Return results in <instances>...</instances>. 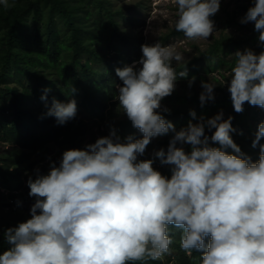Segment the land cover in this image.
<instances>
[{"label":"clouds","instance_id":"clouds-1","mask_svg":"<svg viewBox=\"0 0 264 264\" xmlns=\"http://www.w3.org/2000/svg\"><path fill=\"white\" fill-rule=\"evenodd\" d=\"M172 3L177 32L189 40L213 36L212 17L221 0ZM0 6L7 10L10 0H0ZM239 22L254 23L264 49V0H254ZM142 53L138 62L116 69L123 82L118 110L142 138L129 135L122 141L113 128L84 149L64 151L48 174L37 169L27 181L29 196L35 197L31 218L6 229L9 247L0 254V264L163 261L171 255L170 226L181 230L180 247L188 256L202 253L200 264H264V121L252 141L260 150L255 162L232 139L233 117L224 119L223 110L207 119L190 110L198 122L190 120L177 131L165 119L163 113L170 109L161 102L175 91L179 77H187L186 70L177 73L173 66L184 56L159 42L142 45ZM234 56L226 81L234 111L242 112L245 102L264 109V50L245 49ZM195 80H189V87ZM216 86L201 82V107L215 99ZM49 91L44 90L42 100ZM76 113L74 98L66 103L53 99L45 115L64 125ZM206 129L215 131L209 137ZM170 132L167 151L161 148L152 159H138L153 138ZM156 159L171 166L170 177L154 168Z\"/></svg>","mask_w":264,"mask_h":264},{"label":"trees","instance_id":"trees-1","mask_svg":"<svg viewBox=\"0 0 264 264\" xmlns=\"http://www.w3.org/2000/svg\"><path fill=\"white\" fill-rule=\"evenodd\" d=\"M10 5L7 10L0 6V254L9 247L4 237L6 229L31 217L35 197L29 196L27 181L29 177L35 178L37 169L42 175L48 173V168L41 165L44 153L51 146L66 151L84 149L95 143L98 134L94 126L106 119L108 104L116 103L118 83L123 86L116 69L139 61L143 43V38L121 30L120 23H133L134 19L127 17L122 9H115L111 0H10ZM212 20L230 25L235 16L221 20L215 15ZM107 33L111 44L118 40V44L111 45L115 49L113 55L103 49ZM176 35L184 33L172 31L162 41ZM258 37L256 31L244 41L227 37L217 40L201 58L175 68L177 73L184 70L188 73L178 80L198 77L206 82L204 74L220 72L226 66L231 70L236 57L232 61L227 57L240 49L242 43L254 45ZM45 89L51 91L42 100ZM73 98L77 113L71 121L58 125L55 117L45 115L53 99L66 103ZM163 100L170 109L163 115L177 131L190 120L198 122L190 116V110L196 112L197 118L206 119L216 115L215 111L223 110L224 119L233 117L232 126L236 131L230 135L234 142L253 162L259 159V145L252 147L258 125L251 122L258 117L259 106L245 102L244 110L237 113L230 93L207 101L203 107L198 93H172ZM113 128L122 141L137 129L128 119ZM214 131L206 129V135L210 137ZM98 132L101 137L108 136ZM173 135L170 132L162 136L165 146ZM210 144L219 147L218 143L210 141ZM184 147L190 151V145ZM36 155L41 156L40 160H33ZM52 162L57 164V156ZM154 164H160L159 159ZM159 171L162 175H171L170 169ZM170 235L173 237L171 255L163 261L148 259L130 264H200L201 252L194 251L188 256L181 249L180 229L170 226Z\"/></svg>","mask_w":264,"mask_h":264},{"label":"rangeland","instance_id":"rangeland-1","mask_svg":"<svg viewBox=\"0 0 264 264\" xmlns=\"http://www.w3.org/2000/svg\"><path fill=\"white\" fill-rule=\"evenodd\" d=\"M111 2L115 9H122L127 17H132L134 19L133 23H120V28L123 32L143 38L142 45H153L159 42L163 46H172L175 51L183 54L184 59L181 62H173V66L175 68L180 67L184 64H188L196 57L201 58L202 54L206 52L217 40H221L224 37H227L236 41H244L256 32V30H254L253 22H249L248 24H241L239 22L247 12L248 8L253 6L254 0H221V6L216 15L221 20L227 19L228 16H235V21L230 25H226L225 23H214L215 33L207 40H189L185 37V35H176L172 36L166 42L162 41L163 37L171 33L172 31H176L175 23L177 20V8L172 3V0H111ZM105 37L107 41L105 40L103 46L104 52H108L111 55L115 54V49L113 50V47L111 45L118 44V40H115L114 43L111 44L109 40V33L105 34ZM246 48L253 50L256 54H259L262 50H264L259 46V41H257V43H255L254 45L249 43V45L247 46L246 44L242 43L240 49L234 51L231 55H229L227 57V60L232 61L235 58L234 54L237 51L242 52ZM132 64L133 62L130 63V65ZM226 67H223L220 71L225 75V77H222L219 71H216L209 75L204 74L207 80L206 82L215 83L217 85L214 89L215 100L229 93L228 84L226 81L230 79L231 70H227V68L229 67ZM190 79L177 80L176 89L173 93H198L200 95V93L203 91L201 87L202 80L196 77L195 83L191 87H189L188 82ZM121 86L122 85L120 83H118V85L116 86L117 94H119V87ZM115 102V104H108V107L106 109V119L104 121H100L99 125L94 126V131L98 134V138L101 137L98 130L109 135L111 132V126L116 125L120 121L128 119L126 114L118 110L119 102L117 99H115ZM161 103L162 107H167L166 101L162 100ZM257 110L259 112L258 117H256V119H252L251 121L255 125H258L261 121H264V109H261L259 107ZM220 111L221 110H217L215 111V113L217 114ZM132 136L137 139L142 138L141 133L138 129H135ZM162 138V136L153 138L149 145L146 147L143 156L138 157V159H149L153 157L155 151H158L161 148L166 150L168 148V145H164ZM63 152L64 151H62L58 146H51L48 151L44 153L43 157L45 158V160L41 159V165L46 166V168L50 170L51 160L55 156H57V164H59ZM40 158V155H36L34 156L33 160L37 161L40 160ZM153 166L157 170L171 169V166L169 165L154 164Z\"/></svg>","mask_w":264,"mask_h":264}]
</instances>
